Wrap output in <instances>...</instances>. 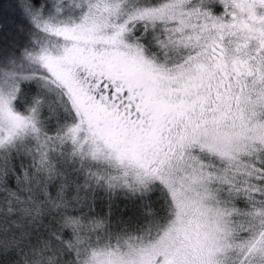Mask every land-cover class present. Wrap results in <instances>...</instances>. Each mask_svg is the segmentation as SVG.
<instances>
[{
  "label": "snow or ice",
  "instance_id": "obj_1",
  "mask_svg": "<svg viewBox=\"0 0 264 264\" xmlns=\"http://www.w3.org/2000/svg\"><path fill=\"white\" fill-rule=\"evenodd\" d=\"M0 264H264V0H0Z\"/></svg>",
  "mask_w": 264,
  "mask_h": 264
}]
</instances>
